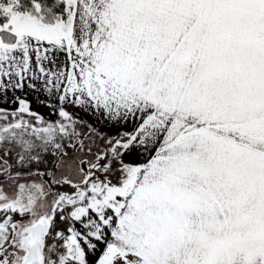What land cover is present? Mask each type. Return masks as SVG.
Listing matches in <instances>:
<instances>
[{"label":"snow or ice","instance_id":"snow-or-ice-1","mask_svg":"<svg viewBox=\"0 0 264 264\" xmlns=\"http://www.w3.org/2000/svg\"><path fill=\"white\" fill-rule=\"evenodd\" d=\"M0 264H264V0H0Z\"/></svg>","mask_w":264,"mask_h":264},{"label":"crops","instance_id":"crops-1","mask_svg":"<svg viewBox=\"0 0 264 264\" xmlns=\"http://www.w3.org/2000/svg\"><path fill=\"white\" fill-rule=\"evenodd\" d=\"M33 106L35 107L36 105L34 104ZM81 115H83V114H81ZM88 119H91V117H89Z\"/></svg>","mask_w":264,"mask_h":264}]
</instances>
